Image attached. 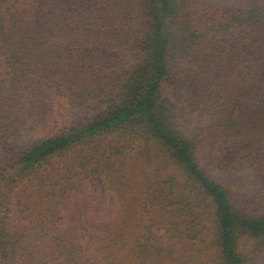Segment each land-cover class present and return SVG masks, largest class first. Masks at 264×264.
<instances>
[{
    "label": "trees",
    "instance_id": "16d2710c",
    "mask_svg": "<svg viewBox=\"0 0 264 264\" xmlns=\"http://www.w3.org/2000/svg\"><path fill=\"white\" fill-rule=\"evenodd\" d=\"M0 264H264V0H0Z\"/></svg>",
    "mask_w": 264,
    "mask_h": 264
},
{
    "label": "rangeland",
    "instance_id": "374dc122",
    "mask_svg": "<svg viewBox=\"0 0 264 264\" xmlns=\"http://www.w3.org/2000/svg\"><path fill=\"white\" fill-rule=\"evenodd\" d=\"M201 121V118L196 115L191 118V121L187 123V125L192 126L196 125ZM219 160L215 156H210L209 158V169L214 171L224 183L229 185L232 191H235L238 195H246L248 192L249 180H250V172L247 168L241 166H232L225 167L222 170L218 168ZM91 184L95 190L99 191V193L103 197H107V202L110 206H113L114 199L110 196L106 190V186L104 181L100 177H95L91 179ZM242 191V194H241ZM245 192V193H244Z\"/></svg>",
    "mask_w": 264,
    "mask_h": 264
}]
</instances>
